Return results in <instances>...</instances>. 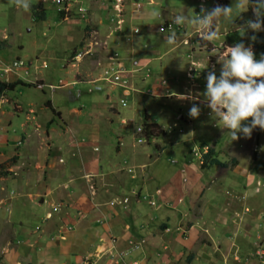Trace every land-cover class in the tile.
Segmentation results:
<instances>
[{
	"label": "crops",
	"instance_id": "1",
	"mask_svg": "<svg viewBox=\"0 0 264 264\" xmlns=\"http://www.w3.org/2000/svg\"><path fill=\"white\" fill-rule=\"evenodd\" d=\"M158 1L153 6H158L160 14L165 7ZM206 1L194 2L201 5ZM188 9L183 5L179 11L186 14ZM177 12H170L174 20ZM145 33L131 37L140 42L149 38ZM158 42L152 44L149 56L157 52L155 49L161 44ZM124 43L119 44L123 47ZM142 48L146 52L147 47ZM146 54L137 57L144 60ZM156 56L152 54L150 59H158ZM194 57L188 66L198 59ZM4 59L0 50V64ZM174 64V60L156 64L154 71L159 74L169 73L172 68L180 70ZM183 72L179 74L183 76ZM155 80L149 79L151 85L162 86L159 79ZM87 90L91 94L96 92L91 86ZM102 93L96 98L85 96L80 109L103 104L105 92ZM196 98L194 102L199 107L204 97ZM59 103L52 107L63 127L51 130L52 133L47 131L44 136L34 124L17 132L21 142L18 158L5 164L10 173H1L0 264H184L178 260L189 251L191 264L193 240L183 237L198 227L197 221L202 220L207 226L213 224L218 235L244 228L261 231L262 212L259 216L248 213L250 223L245 224L249 227L246 228L230 208L244 199L252 206L254 199L264 195V131L253 130L261 137L260 157L252 148L253 138H257L254 134L252 141L244 137L233 142L227 130L219 128L215 135H209L210 129L200 131L203 124L208 125L204 114L199 115L202 119L177 115L184 125H178L174 134L160 133L137 142L141 137L138 128L122 123L111 127L108 112L94 117L105 124L94 123L92 111L67 106L66 100ZM169 114L161 115L164 123L176 120ZM144 115L148 116V122L166 127L151 121L149 114ZM184 126L191 131L186 133ZM245 139L248 140L241 142ZM10 145L6 144L8 148ZM196 146L211 147L212 158L226 165L191 164V152ZM125 198L127 202H122ZM209 210L212 212L207 214ZM211 254L197 255L200 258L197 263L209 264Z\"/></svg>",
	"mask_w": 264,
	"mask_h": 264
},
{
	"label": "rangeland",
	"instance_id": "2",
	"mask_svg": "<svg viewBox=\"0 0 264 264\" xmlns=\"http://www.w3.org/2000/svg\"><path fill=\"white\" fill-rule=\"evenodd\" d=\"M37 1L31 0V3ZM41 1L46 11V17L45 20L37 21L32 19L30 11L25 12L17 9L9 3V0H0V50L5 58L4 63L0 64V80L15 81L17 78H21L23 82L32 84V86L19 85L14 90L0 96V179L3 178L1 173H10V167L6 166L5 169V164L14 157L18 158L19 150L17 148L21 142L18 141L17 132L31 127L33 124L40 130L42 136L46 135L47 131L52 133L51 130L58 129L59 126L62 128L63 126L59 124L55 112L51 108L59 106V101L66 100L67 106L79 110L80 105H84L83 100L86 97L88 99L96 98L100 97L99 93H102H89L87 88L90 86L96 87L101 84L106 88L103 104H94L92 108L90 107L92 110L90 108L86 110L85 107L80 109L86 110V112L92 111L90 116L94 123L99 120L94 118L95 115L108 112L112 118L110 120L113 123L111 127H118L122 123L124 126L138 128L144 121V114L147 113L150 115L151 121L158 122L160 125L165 124L167 127L169 123L170 126H173L172 123H176V126L172 127L169 132L178 130V125L184 124H181V121L175 116L188 114L192 105H197L196 97H204L206 76L209 71L214 68L216 75L219 76L221 65L218 63V58L223 59L222 54L227 46L224 39L221 40V38L235 29L233 24L224 22L220 25L219 35L215 40H204L201 43L200 34L196 33L190 25L176 24L170 13L173 10L178 11L177 14L181 15L179 10L184 5L189 7L185 15L199 14L201 5L195 3V0H121L122 5L118 9L122 14L119 17L115 16L116 13L112 10L113 0H75L70 3V10H74L77 5H82L87 7L88 11L80 15L70 11L62 16L58 12V8L61 7L53 5L50 0ZM155 1L165 7L158 18H153L150 15L151 12L159 10L158 6H153ZM216 3L231 6L234 0H208L204 5L211 9ZM193 8L198 12H194ZM250 13L253 12L249 7L247 12L241 14L242 19L238 18L235 24L242 25V22L249 18ZM112 15L115 18L113 21L108 19ZM118 19H120L119 23L116 22ZM145 24L147 25L141 30L140 26ZM134 28L140 34L146 32L149 38L140 39V42L135 41L131 37L138 35L134 32ZM238 32L241 33L240 30ZM173 34H175V43L169 44L167 38ZM158 40V43L161 42V44L158 48H154L157 52L150 54L151 57L152 54L158 55V57L156 56L158 59L153 61L148 53L151 52L149 49L152 50L154 47L152 44ZM83 41H86V44L89 43L91 55L79 56L76 61L72 60V53ZM121 42L126 44H122L124 45L122 47L119 44ZM142 46L147 47L146 52L142 51ZM143 52L147 53L148 58L138 59V54L143 56ZM193 56L198 59L188 66ZM13 60H21L24 62V66L17 67L7 73H1L5 65ZM173 60L175 68L178 67L180 70L172 68L169 73L159 74L154 71L156 64L164 65ZM113 65H116V68L117 66L125 67L122 74L114 73V76L119 75L118 80L111 78L110 73L107 75ZM182 70L184 71L183 76L179 74ZM105 75H107L106 79ZM75 76H77L76 79ZM122 78H126V81L123 82ZM149 79H159L162 86L151 85ZM74 81L76 82L73 83ZM80 81L81 83H79ZM50 100L53 107L47 105ZM201 104L199 106L200 114L207 116L204 121L208 125L203 124L200 131L205 132L210 129L209 135H215L214 133H217L222 125L216 124V121L211 118V110L204 101ZM163 113L165 115L170 113L176 120L172 121V119L164 123L161 118ZM200 118L202 119V116L195 119ZM98 122L105 124L104 121ZM184 128L186 133L191 131L189 126H184ZM253 134L252 132L249 140L245 139L241 142L252 141L251 138L255 135ZM239 135L243 140V134ZM216 136L218 135L216 134ZM256 137L253 138L252 143L255 145H252V148L255 150L254 153H258L257 155L260 157L259 153L263 146L260 148L261 137ZM226 138L230 137L226 136ZM7 143H12V146L10 145L8 148ZM14 146L16 147L14 148ZM195 152H199V147L193 148L192 153ZM262 152L264 153V150ZM194 155L192 154L190 163L195 165L198 162V156L194 157ZM47 159L46 157V161ZM34 168L38 167L34 166ZM235 200L238 201V198L235 197ZM246 200L244 199L241 203L234 202L235 204L230 210L236 212V217L241 220V226L249 228L248 224L245 225L250 223L249 215L255 213L254 215L259 216V213L262 212L264 216V195L254 199L251 202L252 206L246 203ZM243 205H245L244 208ZM196 207H193L192 210L195 216L198 213ZM210 211L207 214L212 212ZM248 213L249 215H247ZM201 219L206 220L205 218ZM194 221L196 222V220ZM196 224H199L198 227L191 233L186 232V236L183 237L187 238L186 240H193L191 242L193 244L191 264H201L197 263L200 259L197 255L210 252L212 254L209 256L212 257L209 264H262L255 254L258 250H260L259 254H264L260 249L264 246V225L260 227L261 231L245 230L244 228V230L232 233L227 230L223 235H218L219 231L213 224L203 225L202 220L199 223L197 221ZM183 231L184 229H182ZM196 243L197 247L203 245V248L197 249L194 246ZM189 253L190 251L184 254L185 256L178 262L190 264Z\"/></svg>",
	"mask_w": 264,
	"mask_h": 264
},
{
	"label": "clouds",
	"instance_id": "3",
	"mask_svg": "<svg viewBox=\"0 0 264 264\" xmlns=\"http://www.w3.org/2000/svg\"><path fill=\"white\" fill-rule=\"evenodd\" d=\"M9 3L25 12L31 9V0H9ZM114 3L115 0L112 3V10L116 13L115 16L119 17L122 13L117 15V11L113 7ZM52 4L55 5L54 3ZM250 6L254 19H249L244 24L237 26L235 21L238 18L242 19L241 14L247 12ZM78 7L85 8L86 12L88 11L87 7L77 5L74 10H69L68 12L73 11L80 15L77 12ZM59 11L68 14V12L60 8H58ZM150 15L153 18H158L160 14L158 11H153ZM108 19L111 21L115 20L113 15L109 16ZM224 22L231 23L237 27L243 34L242 36L249 30L253 33L264 31V0H254V2L253 0H234L231 6H223L216 3L211 9L206 8L202 3L199 14L196 13L192 16L181 14L175 17L176 24L190 25L196 33L200 34V38L208 41L215 40L218 37L219 27ZM135 30L136 28H134V32L138 33ZM91 36L93 37V35ZM251 39L255 41L256 36L253 35ZM167 42L174 44L175 34L170 35L167 38ZM86 43V41H83L75 48L72 53V60H77V52L82 45L89 46V43ZM89 55H84V57ZM222 55L223 59L218 58V63L221 65L219 76L216 75L214 68L206 76V90L203 93L204 103L211 110V118L216 121V124L222 125L219 128L227 130L232 141L238 140L241 133L244 137L250 138L254 129L264 131V54H261L259 60H257L251 46H245L244 43L238 42L233 46H226ZM14 62L22 63L17 67L24 66V62L21 60H13L8 65H5V67L11 66ZM15 68H12V70ZM1 73L5 72L1 70ZM91 88L96 92L106 91L104 86L100 90H97L95 86H91ZM200 111V108L196 104H193L189 109L188 115L190 118L195 119L200 115ZM174 124L165 128L158 127V134L169 133L170 129L176 126ZM137 131L141 134V137L137 141L141 140L140 142H142L155 137L146 138L142 133V124L138 127ZM203 150L206 152L204 153ZM207 152L208 147H199L197 154L201 153L202 156L201 163L198 159L200 166H203L204 155ZM192 154L194 155L195 153L191 152V156ZM194 157H197V155H194ZM122 202H124V199Z\"/></svg>",
	"mask_w": 264,
	"mask_h": 264
},
{
	"label": "trees",
	"instance_id": "4",
	"mask_svg": "<svg viewBox=\"0 0 264 264\" xmlns=\"http://www.w3.org/2000/svg\"><path fill=\"white\" fill-rule=\"evenodd\" d=\"M30 12L32 14L33 20H45L46 14H45V8L43 6V3L41 0H38L36 3H31V9ZM59 14L62 16L64 15L63 11H59ZM254 19V14L250 13V16L248 19H246L242 24H244L247 20ZM239 29L235 27L234 30L229 31L225 37H224V43L227 46H233L238 42H242L245 44V46H251L256 59L259 60L261 54H264V31H260L258 33H253L252 31H247L244 36H242V33L238 32ZM255 35L256 40L253 41L251 37ZM201 43H203V39H200ZM32 86L30 83L23 82L20 79H17L15 81H3L0 80V96L8 91L14 90L17 86ZM48 106H51L50 102H47ZM51 108V107H50ZM53 112H57L53 108H51ZM148 116L144 115V121L142 122V133L146 136V138H150L152 136H156L159 133L158 125L152 122H148ZM213 156V150L211 147L208 148L207 154L204 155V163L203 166L206 165H221L225 166L226 164L223 162H220L216 158H212Z\"/></svg>",
	"mask_w": 264,
	"mask_h": 264
},
{
	"label": "built area",
	"instance_id": "5",
	"mask_svg": "<svg viewBox=\"0 0 264 264\" xmlns=\"http://www.w3.org/2000/svg\"><path fill=\"white\" fill-rule=\"evenodd\" d=\"M72 1H75V0H51V2L52 3H54L55 5H58L59 7H61L60 9H62V10H64L65 12H68L69 10H70V8H69V5H70V3L72 2ZM120 6H121V0H115V3L113 4V7H114V9H116V11H117V15L120 13V10L118 9V8H120ZM77 12L79 13V14H83L84 12H86V9L85 8H82V7H78L77 8ZM118 23L120 22L119 20L117 21ZM168 28H169V26H168ZM136 31V30H135ZM90 49H91V47H90V45L89 46H84V45H82L81 47H80V49H79V51L77 52V56H76V58L77 57H79V56H84V55H87V54H89L90 53ZM22 63L21 62H14V63H12L11 64V66H6L4 69H3V71L5 72V73H7V72H9L10 70H12V68H15V67H17V66H19V65H21ZM125 71V67L124 66H117V68H116V65H113L111 68H110V70L107 72V75H109L108 73H110L111 75H112V77L111 78H114V80H118L119 79V75H117V76H114L115 74H117L118 72L120 73V74H122L123 72ZM115 73V74H114ZM107 75H105V79H106V77H107ZM120 78H121V75H120ZM123 82H125L126 81V78H122L121 79ZM101 84H100V86H96L95 88L97 89V90H100L101 89ZM139 142L141 141V140H138ZM205 150V149H204ZM203 150V152L205 153L206 151H204ZM195 155H197L198 156V159H199V161H200V163L202 162V156H201V153L200 154H197L196 152H195ZM127 201V199H124V202H126ZM264 247V246H263ZM263 247H261L260 249L262 250V252L264 253V248ZM260 250H258V251H256V254H255V257L259 260L260 259V261H262L261 263L262 264H264V254H259L260 252H259ZM260 255V256H259Z\"/></svg>",
	"mask_w": 264,
	"mask_h": 264
}]
</instances>
